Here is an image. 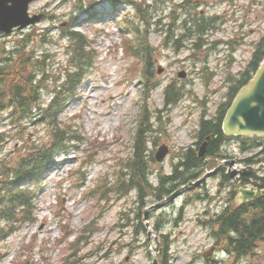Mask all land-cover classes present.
<instances>
[{
	"label": "rangeland",
	"instance_id": "374dc122",
	"mask_svg": "<svg viewBox=\"0 0 264 264\" xmlns=\"http://www.w3.org/2000/svg\"><path fill=\"white\" fill-rule=\"evenodd\" d=\"M128 1L147 8L153 27L157 26L152 27L156 31L149 41L157 47L160 85L148 101H143L145 85L135 73L142 68L140 61L123 51L125 38L119 22L126 14L135 18L137 12ZM29 10L46 18L23 31L0 34V65L18 53L14 59L21 63L20 53L24 52L22 56L29 62L19 72L24 77L34 73L44 78L42 72L46 71L48 87L53 88L54 80L74 69L65 49L71 44L65 31L69 27L90 42L94 61L77 100L61 118L64 126L82 132V141L59 155L57 165L45 175L28 181L38 192L35 221L0 239V264H151V248L155 254L161 236L168 238L171 264H206L208 259L218 264H264V240L256 251L239 258L214 246L205 222L228 203L236 205L229 186L219 188L221 175L208 180L187 203L182 198L170 201L165 210L153 211L147 220L152 229L149 235L145 222L137 216L142 210L136 204V194L106 191L121 179L122 170L127 171L125 161L131 156L142 101L149 103L152 116L153 127L147 136L151 142L146 147L151 155L162 145L177 152L196 142L200 118L216 114L264 36V0H37ZM202 22L205 31L199 34L197 27ZM190 33L201 35V40L193 41ZM172 81L176 82L174 96L184 98L167 109L164 90ZM7 118L8 113L0 116V161L13 163L37 143H49L46 125L28 126L25 134L16 135L19 141ZM23 135L25 141H21ZM226 148L230 152V147ZM177 162L170 154L153 168L167 176ZM78 178L84 181L77 184ZM152 181L157 184L156 176ZM97 187L100 202L93 195L84 196ZM199 194L211 199L207 203L195 199ZM147 202L150 206L157 200L150 197ZM90 224L96 229L93 233L84 231Z\"/></svg>",
	"mask_w": 264,
	"mask_h": 264
},
{
	"label": "trees",
	"instance_id": "16d2710c",
	"mask_svg": "<svg viewBox=\"0 0 264 264\" xmlns=\"http://www.w3.org/2000/svg\"><path fill=\"white\" fill-rule=\"evenodd\" d=\"M143 20L149 22L146 11H144ZM204 28L203 22L200 23L197 27L198 33H204ZM120 29L133 35L140 31L139 26L128 21L121 23ZM72 33L69 37H72L71 40L75 43L73 58H75L77 67L73 70L69 69L65 81L52 90L53 99L47 107H43L42 103L45 96L43 91H47L45 87L47 76L44 75V78L40 80H37L33 73L26 74L24 77L19 69L24 67L25 63H18L17 60L6 59V64L0 66V115L9 111L13 123H17L20 128H23L22 132L26 129L24 127L31 124H47L51 129L49 143L40 144L29 149L25 155H22V153L20 160H18L19 157L14 159L13 162H16V164L12 168L0 164V239L8 235L5 228L1 227L3 222L18 224L19 222L35 221L37 191L28 186L27 183L28 181H36L52 169L57 164L58 156L66 151L70 145L71 136L68 131L66 132L65 126L60 121V116L64 113L68 104L76 98L79 86L84 80L86 67H91L94 61V58L90 55L89 41L83 36ZM190 35L192 34L190 33ZM136 36L138 38L135 37L133 43L129 44L128 47L131 52L134 49L137 50V53L133 52L132 54H136L138 57L141 56L138 51H142V63L150 66L149 61L151 59L147 57L148 49H144V47L147 48L146 42L139 41L140 33ZM193 37L201 40V35L193 33ZM263 60L264 36L256 45L252 60L246 71L240 74L234 81L233 86L230 87L227 94L228 102L219 106L218 114L213 119H203L201 122L199 131L201 141L198 145L208 141L207 157L213 160L205 165V159L198 156V149H189L182 153V160L176 168L175 176L162 178L161 188L156 190L158 193L156 194L157 198L159 197L161 200L164 195H170L175 189L174 187L171 190H164L163 185H173L174 181L181 179L182 176L195 178L198 176L197 172L201 171L200 173L203 174L205 169L215 166L214 159L216 160L219 157L222 147L234 140L226 137L223 131V120L226 112L236 95L254 77ZM147 68L145 67V71ZM175 91L174 86L168 88L167 104L171 103L173 105L178 102V95L174 96ZM151 128L152 126L146 115L143 126L137 134L133 158L127 164L129 171L122 176V179L110 191L125 195L130 190H136L141 207L145 206L144 200L149 195L148 193H153L149 181L151 168L149 159L152 161L153 158L146 155V140L144 139ZM239 141L242 143L243 151L261 147L264 143V139L260 138H242ZM261 154L264 155V148ZM246 162L253 163V159H246ZM183 182L186 183L187 180H183ZM223 182H229V179L225 177ZM206 225L211 229L218 247L236 255L238 258L250 255L256 251L258 244L264 240V195L256 202L239 208H236L235 205L226 207L222 212L209 218ZM12 229L13 226H10V230ZM93 230V228L90 229V231ZM159 249H162V253L158 254L161 264H169L167 237L163 238ZM209 262L210 264L215 263L212 260H209Z\"/></svg>",
	"mask_w": 264,
	"mask_h": 264
},
{
	"label": "water",
	"instance_id": "95a60500",
	"mask_svg": "<svg viewBox=\"0 0 264 264\" xmlns=\"http://www.w3.org/2000/svg\"><path fill=\"white\" fill-rule=\"evenodd\" d=\"M31 1L32 0H0V31L10 33L15 27H20V29H22L38 21L40 18L29 19L27 16L28 5ZM224 130L229 136L264 137V62L259 68L255 78L240 92L233 102L224 120ZM201 152L200 156H204L205 146ZM166 153V149L159 153L158 160L162 161ZM226 165L232 168L235 163L230 162ZM223 168L224 165L219 167L215 172L206 174L198 181L197 185ZM228 176L236 179L244 187L240 190V197L238 198L241 205L256 201L262 197L264 193V165L257 168L248 167L242 170L231 169ZM190 187L191 186L187 189ZM184 192L185 190L182 189L177 192L174 197ZM151 206L152 205L149 207L151 208ZM142 217H144L143 211ZM143 221L146 224L149 235L152 229L148 227L147 220ZM151 255H153L152 248ZM154 264H159L157 259H155Z\"/></svg>",
	"mask_w": 264,
	"mask_h": 264
}]
</instances>
